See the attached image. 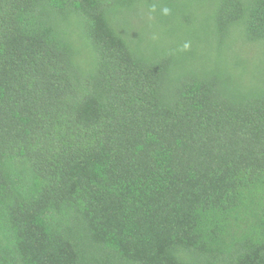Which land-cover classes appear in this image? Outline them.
Returning <instances> with one entry per match:
<instances>
[{
  "label": "trees",
  "instance_id": "obj_1",
  "mask_svg": "<svg viewBox=\"0 0 264 264\" xmlns=\"http://www.w3.org/2000/svg\"><path fill=\"white\" fill-rule=\"evenodd\" d=\"M0 264H264V0H0Z\"/></svg>",
  "mask_w": 264,
  "mask_h": 264
},
{
  "label": "clouds",
  "instance_id": "obj_2",
  "mask_svg": "<svg viewBox=\"0 0 264 264\" xmlns=\"http://www.w3.org/2000/svg\"><path fill=\"white\" fill-rule=\"evenodd\" d=\"M165 12H167V10H165Z\"/></svg>",
  "mask_w": 264,
  "mask_h": 264
}]
</instances>
